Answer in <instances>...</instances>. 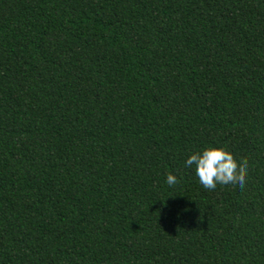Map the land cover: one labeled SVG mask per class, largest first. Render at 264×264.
I'll return each instance as SVG.
<instances>
[{
  "label": "trees",
  "instance_id": "trees-1",
  "mask_svg": "<svg viewBox=\"0 0 264 264\" xmlns=\"http://www.w3.org/2000/svg\"><path fill=\"white\" fill-rule=\"evenodd\" d=\"M0 264H264V0H0Z\"/></svg>",
  "mask_w": 264,
  "mask_h": 264
},
{
  "label": "clouds",
  "instance_id": "clouds-1",
  "mask_svg": "<svg viewBox=\"0 0 264 264\" xmlns=\"http://www.w3.org/2000/svg\"><path fill=\"white\" fill-rule=\"evenodd\" d=\"M186 167L194 166L195 176L206 190H215L217 185L230 186L243 190L248 164L238 162L233 154L225 148L207 146L201 150L190 153L184 161ZM166 184L174 186L177 177L169 173Z\"/></svg>",
  "mask_w": 264,
  "mask_h": 264
}]
</instances>
